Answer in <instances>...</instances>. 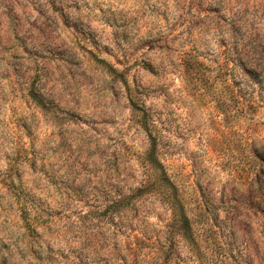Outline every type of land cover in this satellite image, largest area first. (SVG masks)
Here are the masks:
<instances>
[{"label": "rangeland", "instance_id": "374dc122", "mask_svg": "<svg viewBox=\"0 0 264 264\" xmlns=\"http://www.w3.org/2000/svg\"><path fill=\"white\" fill-rule=\"evenodd\" d=\"M0 264H264V0H0Z\"/></svg>", "mask_w": 264, "mask_h": 264}, {"label": "trees", "instance_id": "16d2710c", "mask_svg": "<svg viewBox=\"0 0 264 264\" xmlns=\"http://www.w3.org/2000/svg\"><path fill=\"white\" fill-rule=\"evenodd\" d=\"M158 193H160V196L162 199H164L166 205L169 207V209L172 210V214L174 217H185L184 213L181 212V206L178 204L177 197L175 196V191L171 192L170 189H161V186L158 187Z\"/></svg>", "mask_w": 264, "mask_h": 264}]
</instances>
